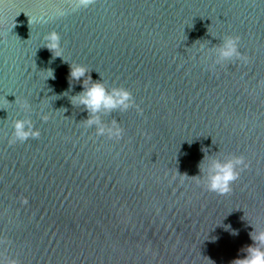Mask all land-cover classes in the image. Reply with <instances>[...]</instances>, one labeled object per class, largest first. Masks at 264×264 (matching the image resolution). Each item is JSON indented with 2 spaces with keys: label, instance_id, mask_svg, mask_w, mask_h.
Returning a JSON list of instances; mask_svg holds the SVG:
<instances>
[{
  "label": "water",
  "instance_id": "water-1",
  "mask_svg": "<svg viewBox=\"0 0 264 264\" xmlns=\"http://www.w3.org/2000/svg\"><path fill=\"white\" fill-rule=\"evenodd\" d=\"M72 7L0 0V259L232 264L243 257L251 224L264 228V0ZM52 30L60 57L43 46ZM224 35L239 36L247 63L209 67L213 57L200 45L212 50ZM76 64L88 69L81 80L70 76ZM88 75L128 89L141 110L99 113L124 128L119 141L83 126L89 113L74 98ZM25 115L40 136L9 145L12 120ZM229 155L249 167L229 193L207 191L195 176Z\"/></svg>",
  "mask_w": 264,
  "mask_h": 264
},
{
  "label": "clouds",
  "instance_id": "clouds-1",
  "mask_svg": "<svg viewBox=\"0 0 264 264\" xmlns=\"http://www.w3.org/2000/svg\"><path fill=\"white\" fill-rule=\"evenodd\" d=\"M70 2L73 5L72 11H76L87 9L95 3V0H70ZM56 15L63 16L65 12L58 10ZM30 22H35V19L32 18L31 21L29 20ZM239 39V36L224 35L222 43L216 48L207 50L201 44L199 49L204 50L205 57H213L212 64L209 65L210 68L215 65H224L234 60H241L247 63L248 58L239 50ZM60 40L59 33L55 30L49 31L43 37V46L52 53H55V56L60 57ZM213 52L214 55H212ZM87 72L88 69L83 65L76 64L70 66V76L74 80H81L82 77L86 76ZM48 77H52V74L44 79ZM81 85L83 92L74 98V102L84 105L85 110L89 113L88 118L82 121L84 128L94 126L96 136H104L109 140L119 141L124 135V128L115 119L105 123L99 113L101 111L109 112L114 109L126 111L132 107H136L138 111H141L135 105L131 92L124 87H112L108 89L102 81H93L90 75L81 81ZM20 107L25 113L31 111V106L27 101L23 102ZM41 119L47 121L49 117L47 114H42ZM11 128L12 132L8 140L9 145L25 142L30 138L35 139L40 136V130L34 126L30 115L13 119ZM201 164L203 165V161ZM248 167L249 164L244 156L229 155L223 160L210 159L206 176L203 179L200 175L195 176V178L198 183L204 185L207 191L215 192L218 195H225L232 190V184L239 178L241 171ZM201 171H204L203 167H201ZM251 225L254 230L249 233V236L253 244L242 249L245 255L234 259L232 264H264V228L258 229L255 225ZM0 264H17V261L12 259L5 262L3 259H0Z\"/></svg>",
  "mask_w": 264,
  "mask_h": 264
}]
</instances>
